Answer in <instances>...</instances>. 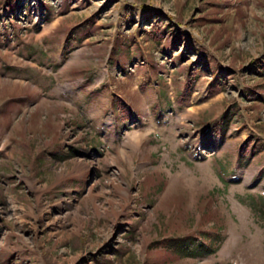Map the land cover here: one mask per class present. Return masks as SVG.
Instances as JSON below:
<instances>
[{
    "label": "rangeland",
    "instance_id": "obj_1",
    "mask_svg": "<svg viewBox=\"0 0 264 264\" xmlns=\"http://www.w3.org/2000/svg\"><path fill=\"white\" fill-rule=\"evenodd\" d=\"M0 264H264V0H0Z\"/></svg>",
    "mask_w": 264,
    "mask_h": 264
},
{
    "label": "trees",
    "instance_id": "obj_2",
    "mask_svg": "<svg viewBox=\"0 0 264 264\" xmlns=\"http://www.w3.org/2000/svg\"><path fill=\"white\" fill-rule=\"evenodd\" d=\"M190 73H191V71H189ZM213 84V83H212ZM219 85H220V83H218ZM186 247H187V249H190V250H197V248H199L200 247V245H198L197 247H192L191 245H189V243H186ZM213 250H211V249H208V250H206L205 252H204V254H208V253H211Z\"/></svg>",
    "mask_w": 264,
    "mask_h": 264
},
{
    "label": "crops",
    "instance_id": "obj_3",
    "mask_svg": "<svg viewBox=\"0 0 264 264\" xmlns=\"http://www.w3.org/2000/svg\"><path fill=\"white\" fill-rule=\"evenodd\" d=\"M111 103H112V101H110ZM50 154H52V153H50ZM55 157H56V155H55ZM69 158V157H68ZM66 159H67V157H66ZM80 174L79 173H73L72 174V177H74V178H76V179H79L80 178Z\"/></svg>",
    "mask_w": 264,
    "mask_h": 264
}]
</instances>
